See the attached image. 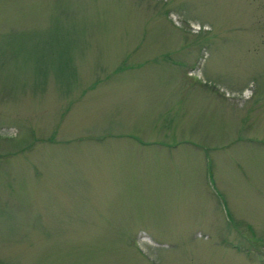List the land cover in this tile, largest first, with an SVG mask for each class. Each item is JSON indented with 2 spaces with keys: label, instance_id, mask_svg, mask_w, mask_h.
Masks as SVG:
<instances>
[{
  "label": "rangeland",
  "instance_id": "374dc122",
  "mask_svg": "<svg viewBox=\"0 0 264 264\" xmlns=\"http://www.w3.org/2000/svg\"><path fill=\"white\" fill-rule=\"evenodd\" d=\"M264 0H0V264H264Z\"/></svg>",
  "mask_w": 264,
  "mask_h": 264
}]
</instances>
